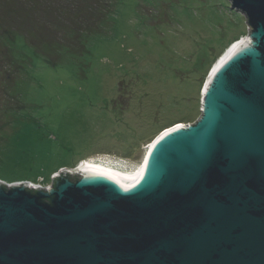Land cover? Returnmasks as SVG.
<instances>
[{
    "label": "water",
    "instance_id": "water-1",
    "mask_svg": "<svg viewBox=\"0 0 264 264\" xmlns=\"http://www.w3.org/2000/svg\"><path fill=\"white\" fill-rule=\"evenodd\" d=\"M226 1L246 37L199 119L139 164L94 155L34 192L0 181V264H264V0Z\"/></svg>",
    "mask_w": 264,
    "mask_h": 264
},
{
    "label": "rangeland",
    "instance_id": "rangeland-1",
    "mask_svg": "<svg viewBox=\"0 0 264 264\" xmlns=\"http://www.w3.org/2000/svg\"><path fill=\"white\" fill-rule=\"evenodd\" d=\"M245 37L226 0H0V181L47 187L94 155L137 164L199 119Z\"/></svg>",
    "mask_w": 264,
    "mask_h": 264
},
{
    "label": "bare ground",
    "instance_id": "bare-ground-1",
    "mask_svg": "<svg viewBox=\"0 0 264 264\" xmlns=\"http://www.w3.org/2000/svg\"><path fill=\"white\" fill-rule=\"evenodd\" d=\"M242 42H244V40H242V41H238L237 43H234L233 42V44H231L230 45V47L225 51V53L223 54V56L217 61V63H216V65L213 67V69H212V71H211V73H210V77L207 79V82H209V80L212 78V76H213V74H214V72L217 70V68H218V66H219V64L240 44V43H242ZM174 126V125H173ZM183 126H186V124L185 125H183ZM146 147V146H145ZM145 149V148H144ZM87 161H89V160H84V161H81V163H80V165L77 167V168H75L74 169V173H76ZM137 164H139V162L137 163ZM66 173V172H65ZM67 174L69 175V173L67 172ZM18 182H20V181H18ZM28 182H30V181H28ZM7 184H9V185H16V184H18V183H16L15 184V182H11V183H7ZM8 185V186H9ZM5 186L6 187H8L6 184H5ZM32 191H36V190H32Z\"/></svg>",
    "mask_w": 264,
    "mask_h": 264
},
{
    "label": "built area",
    "instance_id": "built-area-1",
    "mask_svg": "<svg viewBox=\"0 0 264 264\" xmlns=\"http://www.w3.org/2000/svg\"><path fill=\"white\" fill-rule=\"evenodd\" d=\"M53 179V178H52ZM21 184H27V185H31L32 186V190H46V187H44V181L40 178H38V180L36 181H32V182H28V181H20L18 182L17 185H21ZM6 185L8 186L9 184L6 183ZM13 186V185H9L8 187Z\"/></svg>",
    "mask_w": 264,
    "mask_h": 264
},
{
    "label": "trees",
    "instance_id": "trees-1",
    "mask_svg": "<svg viewBox=\"0 0 264 264\" xmlns=\"http://www.w3.org/2000/svg\"><path fill=\"white\" fill-rule=\"evenodd\" d=\"M163 131H164V130H163ZM163 131H162V132H163ZM37 177H38V176H37ZM37 177H36V178H37ZM32 192H34V191H32Z\"/></svg>",
    "mask_w": 264,
    "mask_h": 264
}]
</instances>
